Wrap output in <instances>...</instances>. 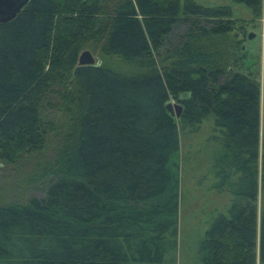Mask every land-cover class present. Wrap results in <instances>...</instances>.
Segmentation results:
<instances>
[{"label":"trees","instance_id":"1","mask_svg":"<svg viewBox=\"0 0 264 264\" xmlns=\"http://www.w3.org/2000/svg\"><path fill=\"white\" fill-rule=\"evenodd\" d=\"M239 1L260 15L262 0ZM232 14L196 0H30L0 22V160L42 145L54 82L74 86L75 107L45 195L0 203V264H178L181 131L171 97L184 105V132L213 117V188L231 195L211 217L198 264H264V100L240 39L235 49L220 40ZM99 45L131 61L167 45L171 61L137 73L80 63L85 46Z\"/></svg>","mask_w":264,"mask_h":264},{"label":"rangeland","instance_id":"2","mask_svg":"<svg viewBox=\"0 0 264 264\" xmlns=\"http://www.w3.org/2000/svg\"><path fill=\"white\" fill-rule=\"evenodd\" d=\"M184 4V0H180ZM205 5H229L236 24L225 38L220 37L228 49L238 48L243 51L246 71H258L261 84L262 101L264 100V0L261 2V13L256 15L253 7L239 0H196ZM186 28L181 24L180 34ZM252 32L253 36L249 37ZM228 38V39H227ZM173 39V37H172ZM240 39L239 47H235ZM245 45V47H243ZM163 45L154 51L150 61L128 60L119 55L108 54L101 45L91 50L96 61L118 71L137 73L149 68L147 63L162 66L171 61V56ZM240 47H242L240 49ZM237 49V50H238ZM82 53V52H81ZM54 82L46 93L41 106V115L45 121V139L42 145L31 151H22L12 161L0 160V203L26 202L32 196H43L48 181L54 176L50 168L55 164L56 156L65 133L72 124L75 111L72 93L74 86L66 82ZM78 87V86H77ZM75 87V90L77 89ZM64 91H67L64 94ZM176 99L171 97L168 101ZM180 138V214L179 245L177 250L178 264H198L200 240L210 226L211 217L216 209H223L231 200L225 191L213 188L215 176L211 172L213 156L217 153L216 143L209 140L212 134L214 119L204 120L196 132H184L181 128ZM48 170V171H46ZM260 197V206L262 197Z\"/></svg>","mask_w":264,"mask_h":264},{"label":"water","instance_id":"3","mask_svg":"<svg viewBox=\"0 0 264 264\" xmlns=\"http://www.w3.org/2000/svg\"><path fill=\"white\" fill-rule=\"evenodd\" d=\"M29 1L30 0H0V22H6L13 19ZM252 36L253 33L250 32L249 37ZM243 47H245V45H243ZM79 61L82 64L96 63V58L91 50L85 49L82 51ZM187 95L188 93L186 92L182 93L180 99L185 98ZM166 106L169 111L176 116H180L184 108L183 103L177 99L167 101Z\"/></svg>","mask_w":264,"mask_h":264}]
</instances>
